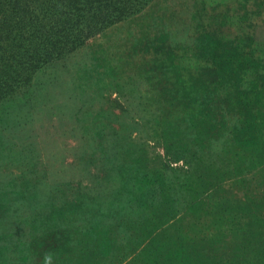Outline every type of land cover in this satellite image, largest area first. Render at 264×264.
<instances>
[{
  "label": "trees",
  "instance_id": "trees-1",
  "mask_svg": "<svg viewBox=\"0 0 264 264\" xmlns=\"http://www.w3.org/2000/svg\"><path fill=\"white\" fill-rule=\"evenodd\" d=\"M167 2L0 0V171L13 166L20 171L18 182L4 179L3 184L15 188L19 183L21 191V186L32 185L23 179L35 172L34 164L26 163L35 149L20 132L35 118H54L40 107L42 92L59 82L57 67L87 56L88 62L79 66L83 74L77 76V104L89 103L84 92H116L119 81L132 78V65L121 64L118 56L111 64L101 51L93 58L92 52H80L112 29L131 30L130 49L148 44L155 31L166 34L172 23ZM195 57L196 64L215 63L212 57ZM199 91L195 93H203ZM241 94L223 99L212 92L207 104L200 98L187 109L184 93L176 92L170 97L172 111L164 105L155 115L151 133L170 136L174 148L188 151L183 156L186 169L158 163L147 145L129 138L130 130L116 129L113 108L82 112L78 117L88 125L81 129L87 143L78 159L82 168L100 169L103 196L74 192L60 219L68 233L54 246L47 244L55 232L47 225L54 218H36L40 204L33 197L34 213L26 221L23 241L27 246L19 251H27L30 260L39 256L52 264H264V140L256 108L252 118V111L240 112ZM100 118L109 123L96 124ZM0 244L7 247L3 239Z\"/></svg>",
  "mask_w": 264,
  "mask_h": 264
},
{
  "label": "rangeland",
  "instance_id": "rangeland-1",
  "mask_svg": "<svg viewBox=\"0 0 264 264\" xmlns=\"http://www.w3.org/2000/svg\"><path fill=\"white\" fill-rule=\"evenodd\" d=\"M167 3L172 8L168 20L172 23L165 27L166 34L155 35L162 32L155 31L150 34L148 44H137L130 49L127 37L131 30L112 29L111 34L90 42L80 52H92L93 58L101 51V57L111 64L118 56L121 64L128 62L132 65V78L119 81L116 92L110 88L101 92H84L89 103L77 104L74 95L78 92L76 81L77 76L83 74L79 66L88 62L87 56L83 61L80 59L82 55L74 59L75 64L65 62L57 67L59 82L54 88L42 92L45 102L40 107L47 109L54 118H35L20 132L22 140L35 149V155L26 159L28 166L34 164L35 172L23 179L32 185L21 186L22 191L19 183L15 188L10 184L6 186L3 180L18 182L20 171L15 166L4 173L0 171V239L7 242L5 248L0 244V264H47L46 261L52 264L39 256L30 260L27 251H19L20 246H27L23 241L27 238L29 216L36 212V218L43 222L54 218L47 225L55 230L47 237V244L54 246L62 234L68 233L61 228L60 221L67 214L66 201L75 194L103 196L100 169L82 168L84 165L79 163L78 158L87 143L81 132L86 123L79 120L82 112L95 114L101 109L113 108L112 112L118 116L113 123L116 129L130 130L129 138L147 145L150 155L159 159L158 163L186 169L183 156L186 157L188 151L174 148L170 136L158 138L156 131L151 133L155 115L164 105L166 111H172L170 97L176 92L184 93L182 104L186 103L187 109L200 98H204L207 104L212 92L223 99L240 92L243 93L240 112L252 111L251 116L241 118L256 116L253 111L256 108L264 140V0H168ZM130 34L139 36L137 31ZM196 55L212 57L215 63L206 66L199 60L196 64ZM208 88L211 91L206 92ZM198 91L203 93H195ZM173 102L174 110L177 104ZM236 111H232L233 115ZM103 123L109 122L102 118L96 121V124ZM250 128L254 129L255 124ZM12 192L16 195L12 196ZM20 196L25 198L18 202L15 198ZM33 197L40 206L30 212Z\"/></svg>",
  "mask_w": 264,
  "mask_h": 264
}]
</instances>
